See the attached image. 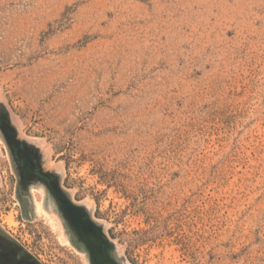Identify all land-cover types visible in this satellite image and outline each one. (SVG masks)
I'll return each mask as SVG.
<instances>
[{
  "label": "rangeland",
  "instance_id": "rangeland-1",
  "mask_svg": "<svg viewBox=\"0 0 264 264\" xmlns=\"http://www.w3.org/2000/svg\"><path fill=\"white\" fill-rule=\"evenodd\" d=\"M0 104V225L35 264L93 263L12 132L116 264H264V0H0Z\"/></svg>",
  "mask_w": 264,
  "mask_h": 264
},
{
  "label": "flooded vegetation",
  "instance_id": "flooded-vegetation-1",
  "mask_svg": "<svg viewBox=\"0 0 264 264\" xmlns=\"http://www.w3.org/2000/svg\"><path fill=\"white\" fill-rule=\"evenodd\" d=\"M7 140L9 149L18 167L21 189L24 192H28L29 188L33 185L44 187L51 201L57 204L63 219L70 229L72 237L83 249L86 248L84 250L87 251L89 261L93 264H116L109 254L111 249L113 251V248L116 252L114 245L111 244L112 242L106 236L107 241L99 240L96 243L97 233L99 232L98 226L100 225L95 222H90V224L86 222V217L88 216L89 218V214L87 215L88 212L84 207L74 203H72L73 205L69 204L70 199L60 188L57 177L42 166L37 149L27 141L18 140L14 132H12V135ZM71 211L78 214L80 217H78V221L74 220ZM72 220L73 224L71 223ZM80 220L81 223H78ZM83 230L86 233V237L90 238L89 241L94 242L93 245L91 244L92 246L84 239ZM95 251H97L96 255H94ZM98 252L101 253V258L98 256ZM0 264H35L23 252L22 247L11 236L6 235L5 229L1 225Z\"/></svg>",
  "mask_w": 264,
  "mask_h": 264
},
{
  "label": "water",
  "instance_id": "water-1",
  "mask_svg": "<svg viewBox=\"0 0 264 264\" xmlns=\"http://www.w3.org/2000/svg\"><path fill=\"white\" fill-rule=\"evenodd\" d=\"M1 106L3 105V104H0ZM4 109H5V107L4 106H2ZM69 204H71V205H73L72 204V202H70L69 201ZM70 208H72V207H70ZM76 208V207H75ZM87 215H88V213H87ZM86 222L87 223H89L90 224V222H93L91 219H90V217L88 218V216L86 217ZM72 224H73V220H72V222H71ZM94 223V222H93ZM98 228H99V232L97 233V239H96V243L99 241V240H108L107 239V237H106V235H105V233H104V231H103V228L101 227V226H98ZM97 232V231H96ZM82 234H83V237H84V239L91 245H93L94 244V242H92V241H89V237H86V233L84 232V230L82 231ZM110 242V241H109ZM111 243V242H110ZM112 244V243H111ZM91 245V246H92ZM96 252L97 251H95L94 252V255H96ZM98 254V256L101 258V253L100 252H98L97 253ZM95 258V257H94Z\"/></svg>",
  "mask_w": 264,
  "mask_h": 264
},
{
  "label": "bare ground",
  "instance_id": "bare-ground-1",
  "mask_svg": "<svg viewBox=\"0 0 264 264\" xmlns=\"http://www.w3.org/2000/svg\"><path fill=\"white\" fill-rule=\"evenodd\" d=\"M7 143H8V142H7ZM29 145H30V144H29ZM31 145H32V144H31ZM39 203H40V202H39ZM38 205H39V204H38ZM39 208H41V207H39ZM71 213H72V216H73L74 220L78 221V217H79L78 214H77L76 212H74V211H73V212L71 211ZM78 213H79V211H78ZM79 218H80V217H79ZM50 221H51V219H50ZM50 221H49V222H50ZM50 223H51V222H50ZM78 223H81V220H80ZM80 225H81V224H80ZM54 226H55V225H54ZM94 237H95V236H94ZM114 254H115V253H114ZM111 255H112V254H111ZM112 257H113V256H112ZM112 257H111V258H112ZM120 261H121V260H120ZM121 262H122V261H121Z\"/></svg>",
  "mask_w": 264,
  "mask_h": 264
}]
</instances>
